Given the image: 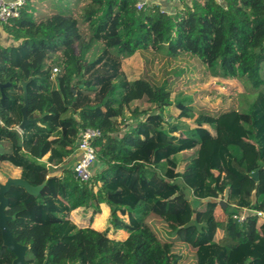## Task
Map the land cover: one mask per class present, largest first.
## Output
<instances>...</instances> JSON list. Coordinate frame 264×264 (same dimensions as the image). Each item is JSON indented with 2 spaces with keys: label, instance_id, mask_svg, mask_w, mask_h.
Wrapping results in <instances>:
<instances>
[{
  "label": "trees",
  "instance_id": "1",
  "mask_svg": "<svg viewBox=\"0 0 264 264\" xmlns=\"http://www.w3.org/2000/svg\"><path fill=\"white\" fill-rule=\"evenodd\" d=\"M137 1L89 0L86 41L70 14L35 21L32 0L1 24L10 42L0 44V84L9 83L5 98L0 91V166L19 167L20 177L4 192L15 246L0 229V264H15L22 251L27 264H264V216L254 212H264V0H183L174 12L147 2L137 9ZM98 39L105 44L88 58ZM141 50L196 58L256 97L245 111L195 112L167 82L126 77L122 58ZM24 82L26 116L37 120L20 131ZM87 128L100 135L93 175L81 181L60 165ZM192 149L198 157L183 163L179 155ZM53 165L60 174L49 176ZM253 170L257 180L243 188ZM101 203L109 207L103 230L71 220L73 210L94 214ZM243 209L244 219L234 218ZM118 224L124 240L108 236Z\"/></svg>",
  "mask_w": 264,
  "mask_h": 264
},
{
  "label": "rangeland",
  "instance_id": "2",
  "mask_svg": "<svg viewBox=\"0 0 264 264\" xmlns=\"http://www.w3.org/2000/svg\"><path fill=\"white\" fill-rule=\"evenodd\" d=\"M88 1L32 0L33 19L40 21L57 13L70 14L77 19L82 38L86 41L91 36V29L89 23L82 17V9ZM104 44L103 40H94L86 56L92 58ZM79 46L80 44L76 43V51L79 50ZM122 68L128 79L146 78L154 83L167 82L174 96L185 95L191 97V105L195 112L220 114L230 111H245L256 97V93H251L246 89L243 80L210 76L198 59L188 55L171 58L165 54L164 50L159 52L141 50L130 57H123ZM131 105L139 108L149 106L145 100H135ZM168 112L169 110L165 111V115ZM176 120V118L173 119L174 122ZM181 121L189 126L193 125L192 119L181 118ZM213 133L215 134V132ZM233 134L235 137L238 136V134ZM240 139L243 142L246 141L245 136H241ZM198 155L197 149L187 150L179 155V159H182L183 163H188L196 159ZM252 164L251 160L246 161L248 168H251ZM7 172L12 174L14 171ZM253 172L254 170L244 181L243 188H249L252 185ZM8 181H13V179ZM188 197L196 208L204 207L203 200L197 203V200L189 194ZM225 209L221 205L217 206L215 213L217 220L222 221L224 219ZM108 236L112 237L110 234ZM27 259L28 254L24 251L15 264H27Z\"/></svg>",
  "mask_w": 264,
  "mask_h": 264
},
{
  "label": "crops",
  "instance_id": "3",
  "mask_svg": "<svg viewBox=\"0 0 264 264\" xmlns=\"http://www.w3.org/2000/svg\"><path fill=\"white\" fill-rule=\"evenodd\" d=\"M144 2L150 3V4H155L159 5L163 10L167 12H174L175 9L180 5L176 3L174 0H143ZM189 1V0H187ZM10 42V38L8 35L3 31L2 25L0 24V44L2 45H7ZM18 64V63H15ZM3 150L6 149L5 145L2 144ZM53 154L55 155V152L51 151L48 154H46L42 160H46L47 157ZM79 158V152L77 148L75 147V152L73 155L66 157L63 159V162L60 166H66L73 168L75 162ZM54 168H56V165H53ZM13 170L12 174L8 173L7 171ZM55 170H59V168H56ZM95 170L94 168L92 171ZM54 171V170H52ZM20 177V168L13 166L11 163L4 161L1 163L0 166V185L3 186L5 185L8 180L13 179L19 180ZM100 211L97 213H92L91 209L84 210L83 208H77L73 210L70 213V218L72 221H74L79 227H87L90 226L96 230H103L109 223V207L107 206L106 203H101L99 205ZM122 221L127 222V217L126 216H120ZM111 235L113 239L116 240H124L128 236V231L123 229L121 224L120 226H117L115 228H111L108 235Z\"/></svg>",
  "mask_w": 264,
  "mask_h": 264
},
{
  "label": "built area",
  "instance_id": "4",
  "mask_svg": "<svg viewBox=\"0 0 264 264\" xmlns=\"http://www.w3.org/2000/svg\"><path fill=\"white\" fill-rule=\"evenodd\" d=\"M176 3L181 4L183 0H174ZM25 0H0V24L5 23L11 18L17 17L20 13V9L23 6ZM146 3L143 0H138L136 8L140 9L143 4ZM56 67L52 68V72H56ZM100 132L97 129L87 128L80 133L79 140L77 142V150L79 152V158L73 166L74 175L81 181H88L92 175V166L95 160L96 147L92 144V140L99 136ZM246 209H243L239 213L234 214V218L241 221L244 219ZM258 216H264L263 211H254Z\"/></svg>",
  "mask_w": 264,
  "mask_h": 264
},
{
  "label": "water",
  "instance_id": "5",
  "mask_svg": "<svg viewBox=\"0 0 264 264\" xmlns=\"http://www.w3.org/2000/svg\"><path fill=\"white\" fill-rule=\"evenodd\" d=\"M7 85H9V83L0 84L1 99L5 98V94H4L3 88L5 86H7ZM22 87H23L24 104L21 107L22 120H21V123L17 127V129L20 130V131H22L28 123L36 122V120H37L36 118L35 119H28L27 116H26L25 110H26V107L28 105L27 91H26V82H24L22 84ZM76 148H77V146H76ZM2 152H3V147L0 144V153H2ZM56 174H60V170H54V171H51L50 173H48L49 176L56 175ZM252 177H253L254 180H257V178H258L257 171H254L252 173ZM15 181H17V180H15ZM11 182H14V180L13 181H8L3 186L0 185V229H1V234H2L4 242L10 247L15 246V241H14V238L12 237V235L10 234L9 229L7 227V224H6L7 223V216L5 214L4 209H5V206L7 204V200H6L5 196H4V192H5V190L7 189L8 185ZM219 205H221L222 208L225 209L226 202L224 200H220L219 201ZM17 250H18V248H17ZM23 252L24 251L18 253V258L23 255Z\"/></svg>",
  "mask_w": 264,
  "mask_h": 264
}]
</instances>
